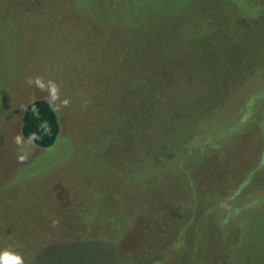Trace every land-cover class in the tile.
<instances>
[{
    "label": "rangeland",
    "instance_id": "374dc122",
    "mask_svg": "<svg viewBox=\"0 0 264 264\" xmlns=\"http://www.w3.org/2000/svg\"><path fill=\"white\" fill-rule=\"evenodd\" d=\"M35 99L69 104L21 163ZM182 233L160 264H264V0H0V252L152 264Z\"/></svg>",
    "mask_w": 264,
    "mask_h": 264
},
{
    "label": "trees",
    "instance_id": "16d2710c",
    "mask_svg": "<svg viewBox=\"0 0 264 264\" xmlns=\"http://www.w3.org/2000/svg\"><path fill=\"white\" fill-rule=\"evenodd\" d=\"M33 106H35V108L38 110V116L33 113ZM123 110H125V107H123ZM140 120L147 121L145 118H140ZM125 124L128 125L129 128V121L126 119V117ZM143 125H145L146 129L151 128L150 123H144ZM31 133H36V135L40 137V139L35 141V146L39 148H48L52 146L59 133V124L56 114L50 105L42 99L30 101L26 104L21 113L20 135H22L26 141ZM162 163V160L157 158L156 164L161 165ZM183 241L184 237L182 233L174 240L170 248H166L163 252H161V254L159 253V255L152 260V264H160L167 256V253L169 251H177L184 244ZM144 244L147 245V240H145Z\"/></svg>",
    "mask_w": 264,
    "mask_h": 264
},
{
    "label": "clouds",
    "instance_id": "9594fccd",
    "mask_svg": "<svg viewBox=\"0 0 264 264\" xmlns=\"http://www.w3.org/2000/svg\"><path fill=\"white\" fill-rule=\"evenodd\" d=\"M29 85L35 84V86L40 89L41 91H47L49 94V101L50 104L59 100V86L54 81H47L45 82L42 77H36L35 79L29 78L27 80ZM69 101L67 99L63 100L61 105H56L53 109L54 111L58 110L61 106H67ZM33 113L35 115H39L38 110L33 106ZM40 139L36 133H31L27 140L23 138L22 135H17L15 137V144L18 146L20 153L18 155V161L23 163L27 159L28 151L27 146H35V141ZM58 222L53 221V226H56ZM0 264H24V259L21 255L5 249L4 251L0 252Z\"/></svg>",
    "mask_w": 264,
    "mask_h": 264
}]
</instances>
